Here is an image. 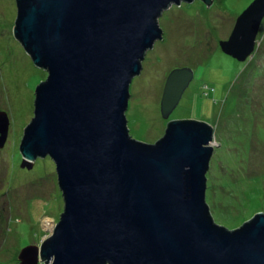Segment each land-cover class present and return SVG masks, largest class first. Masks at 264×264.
Masks as SVG:
<instances>
[{
    "label": "water",
    "instance_id": "95a60500",
    "mask_svg": "<svg viewBox=\"0 0 264 264\" xmlns=\"http://www.w3.org/2000/svg\"><path fill=\"white\" fill-rule=\"evenodd\" d=\"M194 0H15V39L47 77L19 144L22 168L50 158L63 211L19 264H264V214L234 230L215 224L206 202L213 128L168 121L152 144L130 137L129 87L147 51L163 39L159 18ZM208 5L212 0H199ZM264 0L237 17L222 52L250 57ZM194 78L166 77L160 115L169 120ZM9 119L0 111V149Z\"/></svg>",
    "mask_w": 264,
    "mask_h": 264
},
{
    "label": "rangeland",
    "instance_id": "374dc122",
    "mask_svg": "<svg viewBox=\"0 0 264 264\" xmlns=\"http://www.w3.org/2000/svg\"><path fill=\"white\" fill-rule=\"evenodd\" d=\"M253 0H199L173 4L158 22L163 39L146 52L131 81L126 111L131 138L152 144L168 121L195 120L213 128V154L206 173V202L215 224L240 227L264 214V19L254 53L244 62L225 55L237 17ZM15 0H0V111L9 119L0 149V264H19V253L39 247L63 211L50 158L22 168L19 144L33 116L36 86L47 77L15 39ZM190 68L194 78L169 120L160 99L170 71Z\"/></svg>",
    "mask_w": 264,
    "mask_h": 264
},
{
    "label": "built area",
    "instance_id": "2783aa9c",
    "mask_svg": "<svg viewBox=\"0 0 264 264\" xmlns=\"http://www.w3.org/2000/svg\"><path fill=\"white\" fill-rule=\"evenodd\" d=\"M40 264H42V263H40Z\"/></svg>",
    "mask_w": 264,
    "mask_h": 264
},
{
    "label": "flooded vegetation",
    "instance_id": "af4514ba",
    "mask_svg": "<svg viewBox=\"0 0 264 264\" xmlns=\"http://www.w3.org/2000/svg\"><path fill=\"white\" fill-rule=\"evenodd\" d=\"M226 40V39H225Z\"/></svg>",
    "mask_w": 264,
    "mask_h": 264
}]
</instances>
